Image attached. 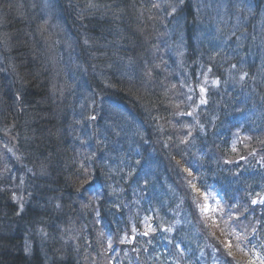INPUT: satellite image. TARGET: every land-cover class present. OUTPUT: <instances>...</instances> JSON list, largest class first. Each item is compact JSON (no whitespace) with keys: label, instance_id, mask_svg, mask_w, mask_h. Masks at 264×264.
Returning a JSON list of instances; mask_svg holds the SVG:
<instances>
[{"label":"trees","instance_id":"16d2710c","mask_svg":"<svg viewBox=\"0 0 264 264\" xmlns=\"http://www.w3.org/2000/svg\"><path fill=\"white\" fill-rule=\"evenodd\" d=\"M72 2L69 15L64 16L61 13L63 18L58 21L62 29L60 36L64 41L63 47L70 48L69 60L65 62L68 68L62 64L65 69L70 70L69 74L57 70L58 61L53 63L52 44L56 45V42L48 32L44 37L37 31L39 40L35 36L31 39L27 35H34V28L30 27L28 33L19 29L11 15L6 30L12 40L5 43L0 39V54L5 58L9 52L10 58L8 69H5V66L0 67V235L3 236L0 240V264L86 263L93 254L89 255L88 247L84 246L96 248L95 239L98 237L95 228H98L100 237L105 241L108 231L114 226L99 221L96 216L87 218V221L74 217L71 212L75 211L79 217V213L83 214L86 208L80 204L82 207L76 211L72 205L73 200H78L84 205L87 202L84 203L83 200L88 198L104 203L101 197L104 195L120 203L119 206L110 204L108 209L113 212L105 216L115 218L120 223L119 227L130 244V247L126 246L125 249L134 253V248L138 247L144 264H154L155 259L158 260L155 264H221V260L216 259L212 253L207 254L206 249L198 242L200 237L203 238L202 233L209 230L202 229L195 220L192 206L187 205L185 200L176 199L182 191L171 181L166 180L163 192L158 189L156 200L154 195L145 193L143 184H139L137 174L140 169L120 176L113 174L122 169L121 157L126 158L133 148L146 152V144L151 138L148 127L158 144L169 140L172 129L162 124L156 126L158 117L170 123L172 119L183 116L185 124H192L193 117L201 115L181 106V101L175 96L176 85L165 83L159 89L154 87L155 81L149 77L150 73L152 75L155 71L173 72L167 68L163 57L159 56L162 60L154 62L146 70L139 67V70L144 71L138 79L120 73L117 68L138 60L137 55L155 56L160 49L166 51L168 48L164 49L163 44L155 43L170 34V18H177V32L181 34L185 28L206 31V27H211L208 17L214 18L213 14L224 7L232 11L233 18L242 20L241 23L233 25L225 23L232 41H241L235 49L230 46L231 53H236L232 54V60H237L243 55L242 51L255 54L261 48L256 33L260 31L261 26L258 23L262 17L255 15L252 18L240 13L230 0H187L184 3L182 0H166L162 3V14L155 7H160L156 1L148 4L142 0H116L112 13L109 10H100L102 6L98 0ZM3 3H8V10L12 13H23L29 9L27 0H0V5ZM140 7L143 9L138 10ZM155 13L159 15L156 16ZM77 22L84 26L77 30ZM244 35L246 37L243 44L241 38ZM209 36L214 38V31ZM209 36L199 50L187 46V54L191 59H195V63L188 62L182 68L183 64L178 62L180 57L177 53L167 55L171 62H178L176 68L180 74L185 67L193 69L191 76L194 86L200 92L204 89L201 93H204L209 101H212L211 95L220 93L225 99L224 107H238L240 102L234 101L225 91L228 88L226 82L233 81L232 78L226 77L227 64L223 60H215L212 63L204 60L200 65H196V62H199L198 53L205 57L212 54L205 52L207 48L216 49L215 42L210 40ZM214 40L219 43L216 38ZM219 44L221 49L229 47L225 41ZM129 47L134 52H127ZM258 65L257 63L255 67ZM199 67L202 70L198 74ZM253 70L252 68L247 71ZM54 76L61 80L62 84L52 85ZM169 79L173 80L172 76ZM253 83L256 84L257 81L247 82L250 85ZM36 97H39L37 106L25 107L28 100ZM100 101L103 102L102 107L97 104ZM261 107H264V93L251 99L250 105L247 104L243 110L255 112ZM7 114L11 119H3ZM93 116L95 119L91 118ZM116 116L121 118V125L126 127L127 131L136 125L140 128L143 137L139 143L129 144L130 140H126L131 137L132 132L134 133L133 130L111 148L106 147L107 123L109 117ZM203 117L218 121L221 125L220 118ZM19 120L22 121L21 127L16 123ZM262 121L264 112L261 117L251 119V122H256L259 126ZM55 123L59 125L56 126ZM218 131L214 128H203V133L210 135L209 140L213 141H220ZM94 155L101 158L97 168L101 169V174L107 179L101 176L103 179L99 188L93 186L86 189L85 181L81 178L86 173L91 176V170L96 167L91 159ZM143 176L151 179V175ZM130 183L134 185V194H130L126 186ZM244 184L235 183L231 188L237 191L242 189ZM251 193L255 198L260 196L254 190ZM239 196L245 201L238 203L237 197L232 195L231 205L244 209L246 219L243 224L253 226L259 240L261 257H264V209L256 212L251 219L252 214L246 211L250 207V202L246 201L247 196ZM154 200L157 210L153 207V211H157V215L148 216L143 223L133 216L137 224H130L132 207L140 202L137 207L143 215V211L148 213V203H153ZM57 208L60 211H56ZM49 209H52V212H48ZM55 212L56 215H53ZM45 214L47 216L44 217ZM79 222L91 231H84V243H72L73 238L70 239L67 234L70 235L69 230L73 223ZM78 226L80 229V225ZM149 226L155 231H150V235L144 236L145 243L139 240L135 242L134 235L145 231L149 233ZM188 229L192 231V237L185 235ZM153 233H156L153 236H158L161 243L154 240ZM165 236L183 246L182 254L177 253L171 244L166 253L167 257H161V245L168 247ZM148 237L154 240L155 245H147ZM211 248L215 250L217 243L211 244ZM57 250L64 251L68 260L56 262L54 254ZM239 257L244 260L236 264H250V260L241 255Z\"/></svg>","mask_w":264,"mask_h":264},{"label":"bare ground","instance_id":"6f19581e","mask_svg":"<svg viewBox=\"0 0 264 264\" xmlns=\"http://www.w3.org/2000/svg\"><path fill=\"white\" fill-rule=\"evenodd\" d=\"M153 1H156L157 3H159L160 7L159 6H155V7L162 14V10H163L162 3L166 0H142V2L148 3V4L152 3ZM185 1L187 0H182V3H184ZM27 2H28L27 5H29L28 11L20 13V16L17 21L19 29L26 30L28 33L30 27L33 28L34 25L38 26L37 23H43L46 28L48 24L58 22L61 19V16L58 17L54 14L55 10L53 11L54 8L52 7V5H55V9L58 10L60 8V0H27ZM98 2L102 6L100 10L105 9V10H109V12L112 13L111 10L115 8L116 0H98ZM260 2L264 5V0H260ZM137 9L141 10L143 9V7H140ZM155 15L157 16L159 15V13H155ZM213 15H214V18L208 17L211 27H206V29H204L206 31H202V30L198 31V30L191 29V28H188V29L185 28V31L182 34L177 32V29L175 28V26L177 25L176 24L177 18H170L168 21L169 24H171L168 30L170 34L168 36L162 37L160 41L158 39L159 43H155V45L163 44L165 46L164 49L168 48L166 49L167 53L169 54L177 53L180 56V58L185 57L188 62L195 63V59H191V57L187 54V50H186L187 46L190 45L191 47L197 48V43H198L200 47L204 43L205 39H207L209 34L214 31V38H216L219 43L225 41L227 44H229V47L225 46L222 49L218 50V52L215 51L214 48L213 49L207 48L205 52L207 54H210V53L212 54L204 57L202 53H198L199 62H196V65H200L201 63L204 62V60H206L208 63H212L215 60H223L226 64L229 62L242 63V64L250 63V62H257L259 65L262 64V66L260 67L258 65L257 68L258 69L260 68V71L258 72L254 70L252 72L247 71V73L240 72L233 79V81L229 80L226 82L228 85V88L225 91L234 101L240 102V105L238 107H233V106L224 107L225 99L223 96L220 95V93L219 94L214 93L213 95H211L212 101H209V99L204 93H201L199 90L195 88L194 86L195 83L191 76L193 69L189 67H185L183 73L180 74L179 69L176 68L178 67V62H171L167 53L163 52L164 50L163 51L161 49L158 50L157 56L163 57V59L166 62L167 68L173 72L169 73V72L155 71L152 75L150 73L149 77L151 76L154 79L155 81L154 87L156 89H159L161 85L165 83L172 85V86L176 85L175 88H176L177 95L175 96L177 97L178 101L179 100L181 101L182 103L181 106L183 108L193 110L207 118H212V119L220 118L221 125L217 126V125L212 124L209 126V128H214L216 130L221 131L222 135L224 136V140H220V141L209 140V141H206V146L208 147L209 150H215V154L213 156L221 157L223 155H226L227 157H233V155H230L232 154V151L229 152L230 154H226L224 151L225 141L227 138V132L230 128L231 123L240 121L244 115L250 119L255 120L261 117V115L264 112V107H261L259 110L255 112H246L243 110V107H246L247 104L250 105L251 99L255 97H259L261 94L264 93V78H259V74L264 76V60H263L264 59V47H261L255 54H250V53L242 51L243 55H240L237 60L230 59V57L227 56L228 54L231 53L230 46L231 48L235 49L237 44H239L241 41H238L237 39L235 41H232L231 35H229V29L225 26V23H229V25H233L238 22L241 23L242 20L239 19L238 21V19L233 18L232 11L225 7L222 8L220 11L214 13ZM46 17H47V22L44 21ZM86 21H87V24L91 27L92 25L90 24V22L87 19ZM220 21H222V24L220 23ZM97 24L98 23L96 22V25ZM171 28H174L175 30ZM35 32L37 33V31L34 29V32H33L34 35H30L28 33L27 36L30 37L31 39H33L35 36L39 40V37L35 35ZM201 32L203 34H201ZM9 39H10V36L5 37L6 41H8ZM241 40H242V43L244 44L245 43L243 42L244 40L243 39ZM211 57H214V58L212 59ZM184 65L185 64H183L182 68L184 67ZM57 70L63 73H67V74L70 73V70L68 71L64 67L63 68L59 67ZM201 70L202 69L199 67L198 74ZM162 73H167V74H162ZM170 76H172L173 80L169 79ZM241 77H243V79H241ZM250 80L254 82L257 81L256 85L247 84V82ZM243 81L244 83H242ZM100 102H98L97 104L99 105V107H102L103 102L101 103ZM38 104H39V97H36L35 99L32 98L31 100H28L27 106L25 107H34V106H37ZM4 116L5 117H3V119H11L9 114H7V116L6 115ZM109 118L110 120L107 123L108 140L106 143V147L111 148L113 145H115L117 141L128 136L133 130L137 133V135L140 138L143 137L141 130L139 132L137 131L136 128L131 127V129L127 131L126 127L125 128L124 126L122 127L121 118H118V117H114V118L109 117ZM16 123L18 127H21L22 125L21 120L17 121ZM260 124L264 126V121L260 122ZM55 125L58 126L59 124L57 125L55 123ZM186 126L187 124L184 125V127ZM202 134H203V128H197L196 136L202 139ZM193 138H194L193 135H186V139L188 141L193 140ZM248 144L249 143H245L244 147L242 148H246L250 150L256 149V148H249L250 145ZM135 153H137L136 154L137 160L132 165L126 163L121 170L113 174L120 176L121 174L128 173L129 171L130 172L132 171L133 173L134 170H137L140 168L147 169L150 165V159L148 158L146 159L144 157V153L142 150L136 151ZM255 155L260 156L264 160V154L260 152H255ZM91 159H92V162L96 164V167H93V169L91 170L90 177L86 173L81 178V179H84L85 181L84 188L86 189H90L93 186H96L97 188H99L101 185L102 179H103L101 178V176L107 179V177L104 174H101V169L97 168V165L99 166V162L101 161V158L97 155H94L93 158ZM156 161H157V165L160 166L159 169L154 170V174H153L154 182L156 183V185L161 184L163 181L169 180L174 184L176 188H178L180 191L184 192L187 195H188L189 190L191 189V185L201 186V181L198 175L193 170L184 171L181 169H177L176 167L171 166L164 159H156ZM260 167L264 168V162H260L254 165V170ZM235 180L241 185L245 181L252 183L254 185V191L256 193L264 195V177L255 175V174H247L243 177H235ZM126 186H128L129 193L134 194V191H135L134 185L130 183ZM101 197L104 203L99 202L97 199L90 200L88 198L86 200H83L81 198V201L83 200L84 203L87 202L85 205L80 203V201L78 200L76 202L73 200L72 205L74 206V209L76 211H78L82 207L81 205H83V207L86 208L85 215H84L85 212L83 214L79 213V215L85 216V219L90 218V217H95L98 214L110 215L111 212H113V210H109L108 206L110 204H114L116 206L120 205V203H118L117 201L110 199L111 197L109 196L104 195ZM139 203H137L136 205L132 207L133 211L130 214V220H129L130 224H137L136 223L137 221L135 220V218H137L138 220H141V222L143 223L147 220L148 216L153 217L157 215V211H153V207H154V210H157V206H155L156 204L155 200L153 203H148L149 205L147 208L148 213H146V211L145 212L143 211V215H142V211L141 212L138 211L137 205ZM243 207L245 209L247 208L246 205H243ZM133 216H135L134 219H133ZM209 216H211V213H209ZM74 217L79 218L78 215H76V213ZM240 218H243V217H240ZM159 220H161V218H159ZM225 229L226 227L224 226V230ZM95 231L98 232L97 227L95 228ZM122 231L123 230H121L120 233H123ZM230 232L231 231L227 230L226 234ZM242 232L243 230L241 229L235 230V233L241 234ZM185 235L187 237H190V236L192 237L193 233L190 229H188L185 231ZM98 240H99L98 246L101 248V250H103L104 253L102 254L99 251L97 252L95 248H91L88 245H85L84 248L88 247V250L90 251V253L88 254L89 255L93 254V256H91L86 263L78 262V264H96V263L99 264L103 260H106L108 264H132L133 263L135 254L132 251L122 248L118 244H112L110 248L108 243L100 237V234H99ZM178 242H180L179 239H178ZM252 244H255L256 247L253 248ZM252 244H249L248 242L245 243L244 244L245 250L251 253L254 252L258 247V243L257 241H252ZM54 255L56 259L55 261L58 263L65 262L68 260V257L66 256L67 254L62 250L55 251Z\"/></svg>","mask_w":264,"mask_h":264},{"label":"rangeland","instance_id":"374dc122","mask_svg":"<svg viewBox=\"0 0 264 264\" xmlns=\"http://www.w3.org/2000/svg\"><path fill=\"white\" fill-rule=\"evenodd\" d=\"M72 4H73L72 0L71 1L70 0H60V8L58 10L55 9V5H52V7L54 8L53 11L55 10L54 14L58 17L61 16V18H63V15L68 16L70 13V9H71L70 6H72ZM97 6H99V4ZM8 8H9L8 3H5V4L3 3V5H0V27H2L0 29V39H2L3 42L5 43L10 42L12 40L11 37L8 41L5 40V37L9 36L6 30L7 28L6 26H7V23L9 22L11 15H12L13 22H17L20 16V13L18 12H14V13L9 12ZM60 9H61V12H60ZM44 21L47 22V17L45 18ZM262 21H263V16H262ZM37 24L38 26L34 25L33 28L36 31H38L40 34H42L44 37L47 34V32L50 35H53L56 45L52 44V61L53 63L58 61V67L63 68L62 64L66 65L65 62L69 60L70 48L63 47L64 41L63 39H61V36H60L62 32V29L60 28L61 25L58 22H54L52 24L51 23L48 24L45 28V25L43 23H37ZM157 25L159 26V23H157ZM75 26H77L76 29L78 30L80 27L84 25L80 22H77ZM177 26L178 25H176V29H177ZM44 29L46 31H44ZM171 29L175 30L174 28H171ZM35 35H37L36 32H35ZM245 37L246 35H244L241 39H245ZM256 37H258L259 39L258 43L261 42L260 47H264V23L261 25L260 31L256 33ZM209 39L215 42V45H214L216 47L215 51L218 52V50L221 49V44L217 43L214 40V38H212L211 36H209ZM197 49L199 50L198 43H197ZM126 50L127 52H134V50L131 47L127 48ZM163 52H166V51L164 50ZM157 54L158 52L155 53V56L151 54H147L145 56L137 55L138 60H134L131 64L126 63L124 66L117 68V70L122 74L130 75L132 78L138 79V77H141L143 75V71L146 70L147 67H150L151 65H153L154 62L162 60L159 56H157ZM167 54L169 55V53ZM232 54H236V53H230L227 56H229L230 59H232ZM138 61H143L145 63L140 64ZM178 62H180L181 64L188 63L185 57L180 58ZM8 63H10L9 52H8V56H5V58L0 54V67L2 68L5 66V69H8L7 67ZM255 65H257V62H250V63H245V64L229 62L227 63L228 72L226 74V77L234 79L240 72L247 73V70L252 69V68L254 69V71H257V72L260 71V68L258 69L257 67H255ZM260 66H262V64H260L259 67ZM10 67L11 65L9 64V68ZM66 67L68 68V65H66ZM139 67H144L145 69L139 70L140 69ZM259 78H264V76L259 74ZM226 80H229V79H226ZM59 84H62V81L56 79L54 76V78L52 79V85H59ZM252 85H256V84L253 83ZM116 117L119 118V116H116ZM192 121H193L192 124H187V126L184 127L183 123H179L177 120L172 119L171 122L169 123L163 120L161 117H158L156 126H160L162 124V126L170 127L172 129L170 132L171 136L169 137V140L167 142H162V144H158L155 141L152 143L153 147L156 150H158V153L157 152L150 153L148 155V159H150V165L147 169L145 168L142 169V174L151 175V179L143 176L139 184L148 183L152 188L158 187V185H156V183L154 182V177H153L154 170L160 168V166L157 165L156 159L167 160L171 166H173L172 159L174 160L178 159L180 163L173 161L174 165L176 166L177 169H181L184 171H187V170L194 171V169H199L200 174L198 177L201 181V186L191 185V189L189 190L188 195L183 192L184 200L187 202V205L192 206L194 208L195 220L199 222L201 228L210 231L208 232L207 237L210 236V238H213L214 240L220 239L222 238L224 234L221 231L220 224L212 217V215L209 216V213H211V209L206 199V196H204L205 187L210 182L218 178L220 180L221 190L225 191L227 188L232 187L235 183H238L235 180V177H243L247 174H255V175H259L263 177V172L261 168L254 170V165H251V172L249 171L245 172V171H242L237 164L224 171H219L218 169L212 171L207 167V162L210 159L211 160L210 164L212 163L216 164L217 167L219 168V166L223 165L225 162L231 163V164L237 163V158L243 152H247L244 156L255 155L253 152H255L256 150H259L258 146L264 145V130L261 133H259L258 136L253 137L252 139H248L246 142H241V143L236 144V146H238L237 148H234L232 145V142H233L232 140L234 139V137H229V133H228V141L226 139L224 151L226 154H230L229 152L231 151V149L232 150L235 149L233 150L232 154H230V155H233V157H227L226 155L219 157V156H213L215 154V150H209L208 147L206 146V141H209V138L211 137L210 135L203 133L202 139L196 136L197 128H206L212 124L218 126L219 125L218 121L207 120L202 115L194 116ZM146 123L150 124L147 121ZM135 128L137 129V131L140 132V128L137 125L135 126ZM261 128L264 129V127H261ZM238 129H240V127H238ZM186 135H193L194 137L193 140L188 141L186 139ZM222 138L224 140V137ZM141 139L142 138H140L137 135V133L134 131V133L133 132L131 133V137L127 138L126 140H130L129 141V144H130V143H139ZM245 143H249L248 144L250 145L249 148H256V149L250 150V149L242 148L244 147ZM136 151L137 150L133 148V151H129L126 158L121 157V160L123 161L121 164V168H123L126 163L132 165L137 160V156H136L137 153H135ZM145 158L147 159L146 156ZM244 183H245L244 187L242 189H238L236 192L240 194L242 197L252 195L251 192L254 190V185L248 181H245ZM236 186L238 187V185ZM151 192H157V191L145 190L146 194H150ZM171 194L173 195L172 192ZM193 197L195 198V203L193 201ZM197 203L201 206L200 208H197L196 206ZM56 211H60V210L57 208ZM216 211L219 212V208H216ZM48 212H52V209H49ZM71 213L72 215L73 214L75 215V211ZM53 215H56V212ZM45 216L47 215L45 214L44 217ZM79 217L81 218H78V219L87 221V218L85 219V216L79 215ZM70 225H71V222H70ZM78 225H80L81 227L80 229ZM59 226H60V223H59ZM85 226H81V222H79V224L73 223V226L70 227V230H69L70 235L67 234L68 236H70V239L73 238L72 243L77 242V241H83L84 243L86 241L85 239L86 234H84ZM33 231H35V227H33ZM82 233L84 235H82ZM95 233L97 237L99 238L98 232L95 231ZM2 237L3 236L0 235V240L3 239ZM98 242L99 240L96 238L95 239V245H96L95 249H98L103 254L104 252L98 246ZM60 244L66 245L64 242H60ZM28 245L29 244H27V246ZM231 247H233V245H231ZM0 251H2V248L0 249ZM30 252L32 254L35 253L34 251H30ZM222 252L227 253V251L223 248H222ZM36 253L39 256H41L38 252ZM1 255L2 254L0 253V256ZM43 257L46 258L45 256ZM70 257L72 258V255H70ZM80 263H83V262H80ZM104 263H107L106 260L101 261L99 264H104Z\"/></svg>","mask_w":264,"mask_h":264},{"label":"snow or ice","instance_id":"6c2138e0","mask_svg":"<svg viewBox=\"0 0 264 264\" xmlns=\"http://www.w3.org/2000/svg\"><path fill=\"white\" fill-rule=\"evenodd\" d=\"M91 6V5H90ZM241 79H243V77H241ZM204 91V89H201V92H203ZM203 102V101H202ZM92 119H95V116H93V117H91ZM233 150H235V149H233ZM207 195V194H206ZM13 199H15V197H13ZM213 200H215V198L213 197ZM193 201H194V203H195V198L193 197ZM257 203V200H252V204L253 205H255ZM259 203L261 204V205H264V199H261L260 201H259ZM196 206H197V208H200L201 206L197 203L196 204ZM227 215V217L230 219L231 218V213H227L226 214ZM221 219L223 220L224 219V217H221ZM149 231H155V229H152L151 228V226H149ZM168 231H171V229H168ZM143 235H145V236H147L148 235V231H145L144 233H142ZM235 236H236V239L238 240V241H240L242 238H241V235L239 234V233H236L235 234ZM243 239H247L248 240V243L249 244H252V241L250 240V239H248L247 238V236H244L243 237ZM125 242V240L124 239H121L120 240V243H124ZM108 245H109V247L111 248V246H112V241H111V239H109V241H108ZM229 246H231V241H229ZM237 247H241V244H237L236 245ZM252 246H253V248H255L256 246H255V244H252ZM228 255H231V253H228ZM221 264H231V262L228 260V259H226L225 257H221ZM250 264H253V262H250ZM261 264H264V257H261Z\"/></svg>","mask_w":264,"mask_h":264}]
</instances>
